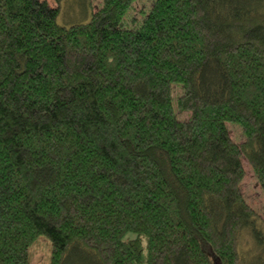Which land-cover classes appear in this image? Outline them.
Segmentation results:
<instances>
[{"label":"trees","instance_id":"obj_1","mask_svg":"<svg viewBox=\"0 0 264 264\" xmlns=\"http://www.w3.org/2000/svg\"><path fill=\"white\" fill-rule=\"evenodd\" d=\"M54 1L0 0V264H241L244 230L264 264V0Z\"/></svg>","mask_w":264,"mask_h":264},{"label":"rangeland","instance_id":"obj_2","mask_svg":"<svg viewBox=\"0 0 264 264\" xmlns=\"http://www.w3.org/2000/svg\"><path fill=\"white\" fill-rule=\"evenodd\" d=\"M51 7H56L54 0H44ZM244 1V3H242ZM152 0H137L131 8L127 11L123 18V24L126 28H135L143 15L147 12L151 6ZM258 0H241L239 6L243 5H257ZM101 7V0H62L59 5V15L57 23L63 27H70L76 24L86 23L90 20L92 14ZM180 88L173 86V100L178 96ZM178 120L184 121L189 117L186 112H176ZM231 138L236 143H241L244 140V136L237 124H227ZM243 166L245 169V177L241 182V191L247 203L254 209L257 214L264 221V197L257 184L252 169L248 163L243 159ZM258 240L247 230H244L240 236L239 248L241 254V264H255L259 261L261 251L258 248ZM258 248V249H256ZM29 264H50V243L48 239L43 236H39L30 245L28 250ZM77 262V261H76ZM74 262L73 264H81V262Z\"/></svg>","mask_w":264,"mask_h":264}]
</instances>
